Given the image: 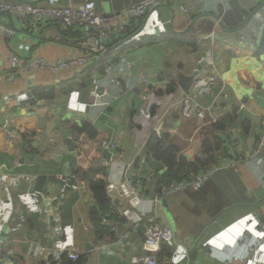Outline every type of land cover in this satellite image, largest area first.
Here are the masks:
<instances>
[{"label":"crops","instance_id":"0c3cea01","mask_svg":"<svg viewBox=\"0 0 264 264\" xmlns=\"http://www.w3.org/2000/svg\"><path fill=\"white\" fill-rule=\"evenodd\" d=\"M86 1L38 0L60 7ZM91 1L98 12L111 14L145 0ZM0 21L16 30L12 38L0 36V93L14 99L0 107V237L7 229L3 243L13 251L6 264H42V258L31 255L37 244L83 251L84 264H142L133 257L145 253L143 230H130L126 221L102 214V224H116L126 244L96 247L102 239L91 212L97 206L82 174L114 156L104 140H118L124 160L140 171L145 192L153 195L157 173L167 170L148 155L153 107L165 113V132L180 154L192 159L201 154L205 134L197 131L194 118L182 116L179 104L188 93L180 91V81L193 82L203 74L201 58L214 60L221 72L220 83L199 102L208 120L225 123L216 135L229 152L220 154L200 189L180 192L165 203L160 216L173 226L175 240L166 243L172 254L161 264H264V243L258 244L263 231L254 217L258 209L264 214V148L253 152L264 130V0H158L136 25L110 35L106 51L90 64L58 72L20 70L10 84L5 77L15 69L12 54L23 61L75 58L97 39L80 29L63 34L58 21L36 32L9 13H0ZM156 23H163L159 36L149 29ZM213 31L218 38H207ZM174 36L197 41L186 45L169 39ZM243 36L257 48L242 44ZM108 56L104 70H87ZM172 82L177 92L159 94ZM234 153L236 165L224 167L226 156Z\"/></svg>","mask_w":264,"mask_h":264},{"label":"built area","instance_id":"2783aa9c","mask_svg":"<svg viewBox=\"0 0 264 264\" xmlns=\"http://www.w3.org/2000/svg\"><path fill=\"white\" fill-rule=\"evenodd\" d=\"M158 0H145L139 4H132L125 10L114 12L111 14H103L97 11L96 5L93 1L87 0L80 5L56 6L40 4L38 0H26L22 3H9L0 0V13H9L22 21L28 22V30L36 32L42 29L45 25L58 21L62 29L74 30L80 29L86 34H92L97 39L96 42L88 44L89 51L84 52L75 58H61L55 61H49L43 57L35 56L28 61H23L19 55L12 54L11 59L14 62L15 69L10 71L5 81L13 83L17 80L20 70H45L50 72H58L59 70L71 69L76 64H90L94 55L106 51L104 43L110 35L121 34L126 32L130 27L137 24L140 19H143L149 8ZM190 1V0H186ZM189 11L190 8H186ZM163 23L153 24L149 29L153 31L154 35L159 36L160 27ZM15 29L2 23L0 21V36L12 38L15 34ZM207 38H218L216 32L209 33ZM240 42L248 45L254 49L256 43L250 41L245 36L240 38ZM198 64L203 67L204 72L202 75L197 76L193 82L188 93H186L179 101L182 109V116L186 119L194 118L197 122V131H200L204 126L212 122L208 120L206 112L199 102V97L207 92H212L214 86L218 85L222 80L221 72L218 64L214 60L201 58ZM221 94L226 96L224 90ZM168 94L167 96H171ZM13 97H3L0 93V107L9 105L13 102ZM158 101H152V104ZM151 117L154 122L151 128V133L147 134L149 139L153 133L161 135L165 132V113L162 111L151 112ZM77 143V141H74ZM103 144L115 150L114 156L107 162L100 164L108 168L107 173V192L113 201L112 209L114 214H118L119 218H124L130 230L142 229L144 234L143 249L145 253L141 256L133 257V262L142 264H159V256L164 249V245L175 240V230L173 226L161 219L160 212L164 207L167 200L180 192L187 189L198 190L209 179L212 169L200 173L191 181L177 182L173 181L166 186L161 187L153 195L145 192V184L143 175L140 171H135L131 168V164L124 160L125 151L121 146L120 141H107L104 140ZM238 146L237 139H233L231 148L236 151ZM264 148V130L259 136L256 146L253 149L254 154H259ZM202 160L208 159L206 153L197 155ZM224 167H233L238 160V154L226 156ZM244 157H239V160ZM147 156L142 160L146 161ZM215 168L217 166H214ZM115 199L121 200V203L115 204ZM263 211L258 209L254 217L263 231V236L259 238L258 244L264 243V219ZM114 235H105L99 244L98 249L106 248L108 245L117 242L125 245L126 236L119 235L118 228L115 225L111 226ZM67 255L73 260H79L84 252L74 248H59L48 247L46 245L37 244L31 252V255L38 256L42 259H48L50 256L59 258L61 254ZM0 256H4L5 260H11L13 251L9 249L5 243L0 244ZM236 260L238 258H235ZM84 264V263H82Z\"/></svg>","mask_w":264,"mask_h":264},{"label":"trees","instance_id":"16d2710c","mask_svg":"<svg viewBox=\"0 0 264 264\" xmlns=\"http://www.w3.org/2000/svg\"><path fill=\"white\" fill-rule=\"evenodd\" d=\"M5 14V12H4ZM64 30V29H63ZM73 30V29H72ZM77 30V29H76ZM71 30L62 31L63 34H68ZM81 32H77V35H81ZM173 39L182 44L195 45L197 39L195 36L191 38L174 36ZM111 56L104 58L98 63L91 65L87 70L100 69L104 70L105 62L110 60ZM177 92V84L170 83L165 90L159 91V94L174 93ZM152 112H155V108H152ZM226 125L223 121L210 122L201 129V133L205 134L202 139V152L206 153L208 159L202 160L200 157L196 156L194 159L190 160L185 155L180 154L179 147L169 140L168 134L163 132L161 135L153 133L147 141V150L149 157L157 161L163 162L167 167V170L160 174L157 173L159 177L158 189L162 185H167L173 181L186 182L193 180L200 173L212 169V167L217 165V161L220 158V154H227L229 152L228 147L225 146L222 139L216 135L217 131H224ZM230 146V145H229ZM201 152V153H202ZM101 175V177H99ZM107 167L102 165H94L82 174V178L89 183L90 188L94 194V200L96 202L95 208L92 209L91 216L96 220V228L98 226L99 238H103L105 235H114L112 228L108 224H102L101 219L104 215L106 219H112L114 221H125L124 218H119L118 214H114L112 205L113 201L107 192ZM156 190V191H157ZM189 190V189H187ZM186 190V191H187ZM103 214V215H102ZM100 222H99V221ZM172 254L171 248L168 245H164V249L159 256V264L164 260V257H170ZM85 262V256L83 255L79 260L73 261L67 253H63L59 258H54L50 256L48 259H43L42 264H82Z\"/></svg>","mask_w":264,"mask_h":264},{"label":"water","instance_id":"95a60500","mask_svg":"<svg viewBox=\"0 0 264 264\" xmlns=\"http://www.w3.org/2000/svg\"><path fill=\"white\" fill-rule=\"evenodd\" d=\"M191 83H192V79L191 78L183 77L181 79V81H180V86H181V90L180 91L181 92H189ZM187 158L192 160V157H190V155H188ZM48 208H49L51 221H54V211H53L51 206H49ZM6 231H7V229L5 230V232ZM5 232H4L3 236L0 237V244L5 241V237H6V233ZM0 264H6V260L0 258Z\"/></svg>","mask_w":264,"mask_h":264}]
</instances>
